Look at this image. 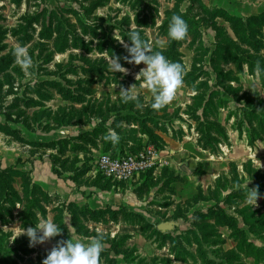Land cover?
<instances>
[{"label":"rangeland","instance_id":"obj_1","mask_svg":"<svg viewBox=\"0 0 264 264\" xmlns=\"http://www.w3.org/2000/svg\"><path fill=\"white\" fill-rule=\"evenodd\" d=\"M133 29L186 69L161 109L136 80L146 66L124 59ZM112 56L126 72L108 70ZM147 143L161 159L131 182L94 173L102 153ZM43 219L61 234L15 238ZM98 233L100 264H264V0H0V264H43L58 240Z\"/></svg>","mask_w":264,"mask_h":264},{"label":"clouds","instance_id":"obj_2","mask_svg":"<svg viewBox=\"0 0 264 264\" xmlns=\"http://www.w3.org/2000/svg\"><path fill=\"white\" fill-rule=\"evenodd\" d=\"M167 34L172 41H182L186 38L188 24L181 15L172 16ZM128 38L131 44L126 46L128 55L124 59L128 63L136 65L143 62L146 66L137 73L136 80H141L140 87L146 88L152 93L151 107L161 109L167 106L174 100L177 90L184 84L185 67L179 62L169 60L162 51H153L151 44L142 38L139 30H131ZM117 40L123 43V39ZM13 55L16 63L23 70H28L33 65L32 58L25 46L15 47ZM119 61V57L112 56L109 60L108 70L113 73L126 72ZM122 101L124 103H139V96L130 90H122ZM104 139L115 145L119 143L120 135L115 130H110ZM248 181L243 185H238V188L247 189L246 200L254 205L257 202L259 191L257 188H249ZM61 231L62 229L57 223L51 219H43L34 227L23 228L19 234L15 235V238L21 233H26L30 245L34 246L36 243H43L59 236ZM103 239V234L98 233L96 237L87 242L80 239L58 240L43 259V264H100L101 253L104 250Z\"/></svg>","mask_w":264,"mask_h":264},{"label":"built area","instance_id":"obj_3","mask_svg":"<svg viewBox=\"0 0 264 264\" xmlns=\"http://www.w3.org/2000/svg\"><path fill=\"white\" fill-rule=\"evenodd\" d=\"M159 149L152 143H147L137 151L119 150L102 153L94 166V173L101 174L107 179L119 182H131L159 163Z\"/></svg>","mask_w":264,"mask_h":264},{"label":"crops","instance_id":"obj_4","mask_svg":"<svg viewBox=\"0 0 264 264\" xmlns=\"http://www.w3.org/2000/svg\"><path fill=\"white\" fill-rule=\"evenodd\" d=\"M42 135H44V136H40L38 140L42 141V142H45V143H50V141H52V138L54 137L53 135L49 136L47 133L46 134H42ZM55 137H58V135H55ZM40 167H42V166L37 165L35 169L38 170ZM48 169H50V168L48 167ZM43 176H44V177H42L43 182L46 181V183L45 182L44 183L47 184L48 186H50V185L59 186L60 185V182L58 180H57V182H55V179H54L53 175L51 176V175L47 174L46 178H45V175H43ZM52 183H54V184H52Z\"/></svg>","mask_w":264,"mask_h":264},{"label":"water","instance_id":"obj_5","mask_svg":"<svg viewBox=\"0 0 264 264\" xmlns=\"http://www.w3.org/2000/svg\"><path fill=\"white\" fill-rule=\"evenodd\" d=\"M194 168H196V164L193 160H189L187 165L186 164L182 165V169L185 170L186 172H189L190 169H194Z\"/></svg>","mask_w":264,"mask_h":264}]
</instances>
